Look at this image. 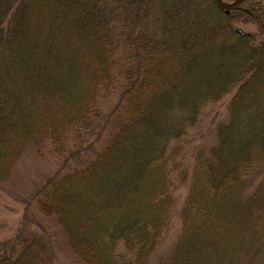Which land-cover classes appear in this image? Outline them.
I'll return each mask as SVG.
<instances>
[{
  "label": "trees",
  "instance_id": "obj_1",
  "mask_svg": "<svg viewBox=\"0 0 264 264\" xmlns=\"http://www.w3.org/2000/svg\"><path fill=\"white\" fill-rule=\"evenodd\" d=\"M243 19L264 37L263 0L227 10L215 0H0V181L32 141L71 157L93 131L102 140L85 167L52 177L38 200L83 264H264V176L247 192L264 167V95L242 98L264 82V39L240 33ZM166 60L176 63L169 75ZM205 76L210 92L201 94ZM228 94L230 122L198 147L188 173L183 137ZM110 96L119 101L101 123L99 103ZM136 130L126 165L76 219L65 215L53 196L95 177ZM186 181L178 233L156 255ZM0 264H45L41 236Z\"/></svg>",
  "mask_w": 264,
  "mask_h": 264
},
{
  "label": "rangeland",
  "instance_id": "obj_2",
  "mask_svg": "<svg viewBox=\"0 0 264 264\" xmlns=\"http://www.w3.org/2000/svg\"><path fill=\"white\" fill-rule=\"evenodd\" d=\"M225 2H229V0H225ZM235 28L242 34L256 37L254 38L255 42H261V39H264V37H261L258 25L253 23V21L240 20L236 23ZM171 68H176L175 60H166L164 63V74L169 75ZM262 75L264 76V66ZM210 82L205 76L196 84L198 86L196 91L201 94L209 93ZM263 84L264 82L261 84L252 82L250 87L244 91L242 98L248 100V98L250 99L252 95L256 94L263 96ZM82 86L80 85V88ZM72 94H75V92L72 91ZM230 96L231 94L225 95L209 107L203 115L197 117L194 126L189 128L183 137L185 146L183 162L188 169V173L191 172L198 147L204 146L207 148L212 146L216 142V127L220 124L221 127H224V131L226 125L230 122L226 112ZM117 99L118 96H110L108 100L99 103L100 112L102 113L101 123L105 114H108L107 111L112 110L113 104L119 101ZM80 103V101L74 100L73 105L78 107ZM177 114H179V111ZM244 119L242 117L238 118L240 125ZM96 131L92 133L90 130L88 132L87 138L91 133L92 135H90L89 139H84L83 145V142L76 143L77 146L81 144L80 153L77 155H70L71 157L58 156L51 150L48 142L42 144V141H32L12 164L6 179L0 181V258L5 256V254H11L19 243L35 234L41 236L45 244V264H83L69 248L66 236L53 218L39 213L38 200L41 198L42 189L48 180L54 176H60L70 169L82 168L93 157V154L100 149L102 140L96 136ZM139 131L136 130L137 134L129 133L126 136L121 145H118L111 156L104 162L95 177L86 180L80 185L74 184L64 192L53 196L54 201L64 211L65 215L73 218V220L76 219L75 217H77L78 209L81 205L91 199L92 195L96 193V189L104 181L114 177L116 171L126 165V161L130 157V142L134 139V136L141 133ZM63 161L68 162L63 168H60L59 164ZM262 176H264V167L249 181L247 192L253 190ZM188 183L189 181H186V184L183 183L176 186L173 193L175 196L173 213L160 247L155 253L156 255L168 252L175 240L179 230L176 212L184 201ZM119 247L123 249L122 245H119ZM120 252L122 253V250Z\"/></svg>",
  "mask_w": 264,
  "mask_h": 264
},
{
  "label": "bare ground",
  "instance_id": "obj_3",
  "mask_svg": "<svg viewBox=\"0 0 264 264\" xmlns=\"http://www.w3.org/2000/svg\"><path fill=\"white\" fill-rule=\"evenodd\" d=\"M68 161H63L61 162L59 165H60V168H63V166L67 163ZM87 165V162L85 163V166ZM83 166V167H85ZM80 169L79 168H73V169H70L69 171L61 174L60 176H56L55 179H57L58 181H61L62 179L61 178H67L69 177L70 175L74 174L73 172L74 171H79ZM73 183H75L76 181H72Z\"/></svg>",
  "mask_w": 264,
  "mask_h": 264
},
{
  "label": "water",
  "instance_id": "obj_4",
  "mask_svg": "<svg viewBox=\"0 0 264 264\" xmlns=\"http://www.w3.org/2000/svg\"><path fill=\"white\" fill-rule=\"evenodd\" d=\"M218 8L220 9H228L234 7L236 4H238L241 0H234L233 2L229 4H225L222 2V0H215Z\"/></svg>",
  "mask_w": 264,
  "mask_h": 264
}]
</instances>
